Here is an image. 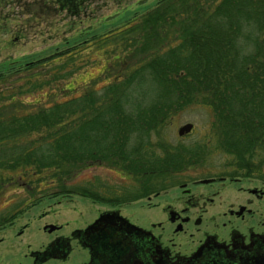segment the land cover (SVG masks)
I'll return each mask as SVG.
<instances>
[{"label":"trees","instance_id":"trees-1","mask_svg":"<svg viewBox=\"0 0 264 264\" xmlns=\"http://www.w3.org/2000/svg\"><path fill=\"white\" fill-rule=\"evenodd\" d=\"M82 1L49 0L71 14ZM98 64L77 95L61 87V99L46 105L15 97L56 89ZM0 85V172L19 169L31 179L36 173L57 189L51 197L114 201L66 185L92 165L134 181L123 187L126 200L172 185L173 173L200 152L150 144L149 133L190 104L207 106L211 123L220 124L212 128L219 133L213 147L229 153L232 174L250 176L259 172L262 162L254 157L264 150V0H158L116 28L0 73Z\"/></svg>","mask_w":264,"mask_h":264},{"label":"flooded vegetation","instance_id":"flooded-vegetation-1","mask_svg":"<svg viewBox=\"0 0 264 264\" xmlns=\"http://www.w3.org/2000/svg\"><path fill=\"white\" fill-rule=\"evenodd\" d=\"M211 142L216 141L204 144ZM200 149L225 154V166L234 170L222 148ZM197 165L192 161L173 173L172 185L142 197L102 202L91 218L74 226L41 221L40 175L0 172V264H239L245 258L239 249L259 243L264 250V183L242 186L245 177L229 173L188 176ZM225 182L239 184L243 202H220ZM137 201L145 207L139 217L127 208Z\"/></svg>","mask_w":264,"mask_h":264},{"label":"rangeland","instance_id":"rangeland-1","mask_svg":"<svg viewBox=\"0 0 264 264\" xmlns=\"http://www.w3.org/2000/svg\"><path fill=\"white\" fill-rule=\"evenodd\" d=\"M157 1L83 0L77 12L71 14L66 12L65 8L60 9L55 2L50 3L49 0H0V73L15 70L24 62L46 56L67 44L116 28L133 15L141 14L152 8ZM100 67V64L87 65L70 78L58 81L56 89H43L28 96L16 94L15 97L22 102L38 100L46 105L50 99H61L62 92L59 90L61 87H73L76 91L74 94L77 95L83 83L90 82L89 79L98 74ZM102 84L103 82L99 81L95 88ZM0 89H3L2 85H0ZM52 92L53 97H51ZM185 122L192 124L191 132L178 136L176 130ZM211 122V110L207 106L187 105L170 115L164 126L151 131L149 143L156 144L165 141L173 145L181 144L184 147H193L195 151L198 150L200 155L195 158V161L199 165L194 169L187 170L188 176L200 178L228 173L232 175L231 167L225 166L228 161L225 154H221V152L205 154L200 148L194 149L195 145L213 146L212 142L208 145L204 144L205 140L212 139L213 132L209 126ZM213 140L216 141V138ZM256 155L254 160L262 162L260 170L250 176L238 174L245 177L241 180L240 185L242 186L264 183V150L259 151ZM16 172L25 173L26 171L17 169L12 172L7 171L6 175L10 176V173ZM133 183L131 178L128 179L118 171L104 165L89 166L66 181L67 186H84L110 198H125L123 187L127 188ZM222 185L223 188L218 192L220 202L222 201L223 204L243 202L246 194L238 190L239 184L225 182ZM41 189V211L45 213L42 216V222L68 221L72 226L80 225L91 218L102 203L73 193H69V196L57 194L52 200L49 198L57 190L55 186L42 185L41 182ZM170 191L176 194L173 190ZM56 200H58L57 203ZM140 204H144V202L129 203L127 208L135 211L134 214L139 217L140 212L145 210V207Z\"/></svg>","mask_w":264,"mask_h":264},{"label":"water","instance_id":"water-1","mask_svg":"<svg viewBox=\"0 0 264 264\" xmlns=\"http://www.w3.org/2000/svg\"><path fill=\"white\" fill-rule=\"evenodd\" d=\"M192 128V124L190 122H185L181 124L177 130L176 134L178 136H182L188 133ZM264 250L259 248V243L254 244L246 249H239L238 254L245 258H240L239 264H264ZM261 258V259H260Z\"/></svg>","mask_w":264,"mask_h":264}]
</instances>
